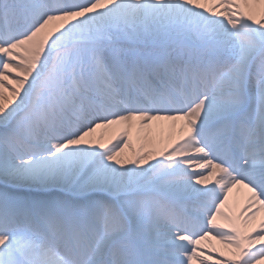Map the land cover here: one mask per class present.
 Listing matches in <instances>:
<instances>
[{"label": "snow or ice", "instance_id": "obj_1", "mask_svg": "<svg viewBox=\"0 0 264 264\" xmlns=\"http://www.w3.org/2000/svg\"><path fill=\"white\" fill-rule=\"evenodd\" d=\"M0 264H264V0H0Z\"/></svg>", "mask_w": 264, "mask_h": 264}, {"label": "bare ground", "instance_id": "obj_2", "mask_svg": "<svg viewBox=\"0 0 264 264\" xmlns=\"http://www.w3.org/2000/svg\"><path fill=\"white\" fill-rule=\"evenodd\" d=\"M213 244H216L215 242H212ZM217 246V245H216ZM218 248L220 247L219 245L217 246Z\"/></svg>", "mask_w": 264, "mask_h": 264}, {"label": "rangeland", "instance_id": "obj_3", "mask_svg": "<svg viewBox=\"0 0 264 264\" xmlns=\"http://www.w3.org/2000/svg\"><path fill=\"white\" fill-rule=\"evenodd\" d=\"M213 242H215V241H213ZM216 243V242H215ZM217 246H218V244H217Z\"/></svg>", "mask_w": 264, "mask_h": 264}]
</instances>
